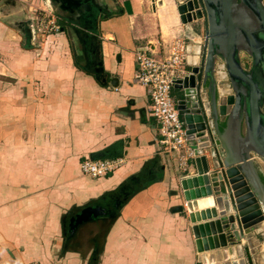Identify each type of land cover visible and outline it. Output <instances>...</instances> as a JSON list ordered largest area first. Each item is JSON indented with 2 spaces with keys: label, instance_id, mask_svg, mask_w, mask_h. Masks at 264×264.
Here are the masks:
<instances>
[{
  "label": "crops",
  "instance_id": "0c3cea01",
  "mask_svg": "<svg viewBox=\"0 0 264 264\" xmlns=\"http://www.w3.org/2000/svg\"><path fill=\"white\" fill-rule=\"evenodd\" d=\"M46 1L0 0V264L102 259L104 251L95 250L98 224L107 225L102 241L105 250L113 249L112 264L197 263L187 212H175L183 203L178 182L196 170L193 162L179 170L175 154L159 148L145 91L133 81V54L160 51L158 36L164 41L172 34L198 37V22L182 26L175 17L162 24L159 3L164 2L162 9L172 7L171 0H153L150 12L137 0ZM90 5L96 35L81 22H70L73 14L88 15ZM36 6L65 15L69 35L60 27L47 37L62 48H32L23 23L35 18ZM70 35L77 53L68 45ZM194 49L188 52V72L198 61ZM42 53L47 60H41ZM98 67L95 79L92 70ZM217 74L216 87L224 89L223 73ZM179 93L175 89L171 95L179 99ZM92 155L122 163L111 175L91 179L80 174L79 162ZM255 172L264 187L256 166ZM81 211L90 212L86 221L74 223ZM85 227L95 228L96 236L86 235L91 248L82 259L78 250L85 239L79 233ZM263 233L251 234L248 244L239 241L249 253L259 252L252 255L253 264H264ZM235 251L232 247L221 261L203 264L242 262ZM209 252L199 253L205 260Z\"/></svg>",
  "mask_w": 264,
  "mask_h": 264
},
{
  "label": "water",
  "instance_id": "95a60500",
  "mask_svg": "<svg viewBox=\"0 0 264 264\" xmlns=\"http://www.w3.org/2000/svg\"><path fill=\"white\" fill-rule=\"evenodd\" d=\"M174 6L182 26L202 25L197 64L175 89L186 140L197 139L196 148L206 153L193 160L196 175L179 180L183 203L175 212H187L197 253V238L222 235V251L238 246L243 264H252L239 241L248 244L251 234L264 230V187L255 172V159L264 163V6L262 0H183ZM240 53L250 60L247 69ZM219 69L227 91L216 87ZM89 213L81 211L74 223Z\"/></svg>",
  "mask_w": 264,
  "mask_h": 264
},
{
  "label": "built area",
  "instance_id": "2783aa9c",
  "mask_svg": "<svg viewBox=\"0 0 264 264\" xmlns=\"http://www.w3.org/2000/svg\"><path fill=\"white\" fill-rule=\"evenodd\" d=\"M49 30L57 32L51 19ZM186 36H172L161 41V49H138L133 54V81L141 86L147 97V112L156 124L158 134L157 144L166 154H175L177 168L185 170L193 160L203 155V150L196 148L197 139L186 140V125L178 114L177 101L171 92L175 90L177 81H181L187 74L186 62L189 49L194 44ZM221 70V69H220ZM122 163L116 159L84 158L79 164L82 176L96 179L111 175Z\"/></svg>",
  "mask_w": 264,
  "mask_h": 264
},
{
  "label": "rangeland",
  "instance_id": "374dc122",
  "mask_svg": "<svg viewBox=\"0 0 264 264\" xmlns=\"http://www.w3.org/2000/svg\"><path fill=\"white\" fill-rule=\"evenodd\" d=\"M36 1V0H35ZM140 4H141V6H142V8H145L148 12H150V8H149V4L151 3L152 5H153V0H137ZM168 1H170V0H168ZM172 1V7H167V8H160V9H157V14H158V16H159V18H160V21L161 20H164V24L166 23H168V22H170L171 20H172V18H175V17H178L177 16V14H176V11H175V6H174V2H176V1H173V0H171ZM44 2V1H43ZM41 4H42V1L40 2ZM50 3V0H47L46 1V4H49ZM262 4H263V6H264V0H262ZM37 6H39V4L37 5ZM35 7V9L32 11L31 10V12H32V14H34V16H35V18L34 19H28V23H23V28L24 29H28V36H29V39H30V41H31V43L33 44V46L32 45H30V46H32V48H34V47H37L38 45H42V47H44L45 46V44H47L46 45V47L47 46H50V47H55V49H60V48H62L61 47V44L58 42V41H53V42H49V40H48V42H47V37L49 36V35H55V34H58L59 32H60V27H62L63 28V32L65 33V35L66 34H68L69 35V33H68V29H69V27L67 26V25H65V24H63L64 22H62L63 20H62V17H65V15L63 14V13H61L60 11H58L57 10V13H55V11H54V9H52L53 11H51V10H49L48 8H46L45 7V9H44V11L42 10V9H37L38 7ZM43 6V5H42ZM40 7V8H44V6L43 7ZM157 6V5H156ZM88 8H89V12L90 13H93V11H94V9L95 8H93V5H90V6H88ZM152 12H153V10H151ZM75 13V12H74ZM89 13V14H90ZM78 16L79 15H74L73 14V16L72 17H70V20H72V21H70V22H72V23H75L76 25L79 23V22H81L82 23V25H83V22L81 21V20H78ZM163 16V17H162ZM89 19H87L86 21H88V24H86V26H84V27H86L85 29H89L90 31H92V33L94 34V35H96L95 34V31H96V29H95V27H96V20H93L94 18H92V17H88ZM155 18V17H154ZM164 18V19H163ZM53 20V22H54V26H58L59 27V29L57 30V32H54L53 30L52 31H50L49 30V26H51V25H48V23H49V21L50 20ZM161 23L163 24V22L161 21ZM179 23V22H178ZM170 24V23H169ZM197 25L198 26H196L195 27V29H196V31H195V34H197L198 35V37H194V38H192L191 37V40H192V44H194L193 46H195V49L194 50H196V51H198V47H201V45H202V42H203V37L201 36L200 37V34L202 35V30H201V27H200V25L197 23ZM83 27V28H84ZM84 30V29H83ZM73 36V35H72ZM71 35L68 37L69 38V46H70V48L72 47V49H73V53H77V51H78V48H77V45H76V41H75V39L72 37ZM171 37L172 36H176V35H174V34H172V35H170ZM180 36V35H179ZM160 36H158L157 38V45L158 46H161V41H164V40H161L160 38H159ZM170 37V38H171ZM25 43H27V40L25 41ZM39 47V46H38ZM45 47V48H46ZM54 50H52V52H53ZM47 53H49V52H47ZM41 56V60H47L48 59V56H46L45 54H43L42 53V55H40ZM242 56V55H241ZM60 57V56H59ZM85 72L87 71L88 73H90V75L92 74V71L94 72V70H84ZM219 72L221 71L220 69L218 70ZM223 73V72H222ZM94 76V75H93ZM216 76H218V74H215V78L214 79H216ZM223 80H225V76H224V73H223ZM216 81V80H215ZM227 85V81L225 80L223 83H222V86H223V88L227 91L228 90V87L226 86ZM221 89V88H220ZM175 91V90H174ZM177 91V90H176ZM180 95H181V93H179ZM256 160V163H255V166H256V168L260 171V173L264 176V163L261 161V160H259V159H255ZM81 162V161H80ZM80 162H79V164H80ZM80 172V171H79ZM126 226H127V224H126ZM95 229V228H94ZM94 229H89V228H87V227H85V229L83 228V229H81V232H80V230H79V236L81 237V238H83V239H85V241H84V244H81V245H79V250H78V252H79V256L83 259V258H85V256H86V253L89 251V250H87V249H89V247L91 248V246L89 245V244H87L86 242H87V238H86V235L89 233V235H92V236H96L95 234H96V229L94 230ZM107 225L105 224V225H103V224H98V226H97V231L99 232V233H97V237H96V244H95V250H98L99 251V253L102 255V253H103V251H104V254H103V256H102V259H96L95 258V260H93V261H85V262H83V261H80V263L79 264H112V251H113V249H112V247L111 246H108V247H106V250H105V247H104V244H103V238H104V236H105V231L107 232ZM87 230V231H86ZM74 232H75V230H74ZM83 232V235H85V236H83V235H81V233ZM123 235L125 236V237H128V229H125V232L123 233ZM259 239H262V241H264V233H263V235L262 236H260L259 237ZM103 240V241H102ZM248 247V246H247ZM234 248V251L236 252V253H239V255L238 256H240V257H242V254H241V251H240V248H238V246H235V247H233ZM63 249V248H62ZM62 249H61V253H64L63 251H62ZM219 250V249H218ZM211 252V251H210ZM208 253V254H206V255H204L205 256V260H203V256L198 252V254L200 255L199 256V262H197V263H195V264H203V262L204 261H207V262H218V261H221L224 257H226V253L227 252H225V251H222L221 250V252L220 253H218V252H212V253ZM263 252H264V250H263ZM262 252V253H263ZM255 253L256 252H254V251H251V253H249L250 254V257L251 258H253V254L255 255ZM259 252H257L256 253V255L258 254ZM218 254V255H217ZM264 254V253H263ZM100 255V256H101ZM243 258V257H242ZM227 258H225V260H226ZM90 260V259H89ZM77 261V260H76ZM243 264V261L241 262H238V261H236L235 259H233V260H231L230 262H229V264ZM60 264V263H59ZM74 264V263H73ZM252 264H253V262H252Z\"/></svg>",
  "mask_w": 264,
  "mask_h": 264
},
{
  "label": "bare ground",
  "instance_id": "6f19581e",
  "mask_svg": "<svg viewBox=\"0 0 264 264\" xmlns=\"http://www.w3.org/2000/svg\"><path fill=\"white\" fill-rule=\"evenodd\" d=\"M162 3L163 4L159 3L160 7L164 6V2L163 1H162ZM198 51L195 50L196 53H198ZM190 216H192V215H190ZM223 244H224V242H223V239H222V235L210 234L209 236H207V237H205L203 239L197 238V247H198V250H199L200 253L214 251V250H218V249H223V247H224Z\"/></svg>",
  "mask_w": 264,
  "mask_h": 264
},
{
  "label": "flooded vegetation",
  "instance_id": "af4514ba",
  "mask_svg": "<svg viewBox=\"0 0 264 264\" xmlns=\"http://www.w3.org/2000/svg\"><path fill=\"white\" fill-rule=\"evenodd\" d=\"M93 8H94V6H93ZM96 12L95 11H93V15L95 14ZM91 13L90 14H88V15H83L82 13L81 14H79V16H78V20H83L82 22H83V26H86V24H88V21H86V19L85 18H88V17H92L93 16ZM89 19V18H88ZM93 20H95V19H93ZM201 27V30H202V25L200 26ZM61 29H63L62 27H61ZM95 29H96V27H95ZM242 55V56H241ZM249 58L246 56V55H244V54H241L240 53V63H241V65H242V67L243 68H245V69H247L248 68V65H249ZM219 67H220V64L218 65ZM218 66H216V67H218ZM220 73V72H219ZM225 80H226V78H225ZM227 81V80H226ZM227 86V85H226Z\"/></svg>",
  "mask_w": 264,
  "mask_h": 264
},
{
  "label": "trees",
  "instance_id": "16d2710c",
  "mask_svg": "<svg viewBox=\"0 0 264 264\" xmlns=\"http://www.w3.org/2000/svg\"><path fill=\"white\" fill-rule=\"evenodd\" d=\"M101 159H107V158H101ZM260 180L262 181V183L264 184V178L261 176V174H260Z\"/></svg>",
  "mask_w": 264,
  "mask_h": 264
}]
</instances>
